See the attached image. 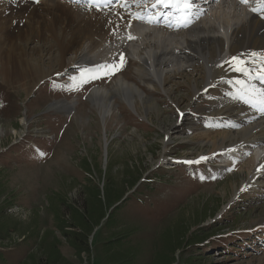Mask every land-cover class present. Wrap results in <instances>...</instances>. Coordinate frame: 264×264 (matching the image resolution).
<instances>
[{
	"label": "rangeland",
	"instance_id": "rangeland-1",
	"mask_svg": "<svg viewBox=\"0 0 264 264\" xmlns=\"http://www.w3.org/2000/svg\"><path fill=\"white\" fill-rule=\"evenodd\" d=\"M132 45L108 63L123 54L122 70L87 83L76 52L62 72L42 52L34 85L0 73V264H47L53 252L58 264H264V167L252 169L264 146L214 148L232 131L209 117L220 95L192 101V71L167 95L138 60L144 44ZM121 81L136 90L131 105ZM98 90L109 93L105 119ZM76 209L105 217L83 248L55 229Z\"/></svg>",
	"mask_w": 264,
	"mask_h": 264
},
{
	"label": "bare ground",
	"instance_id": "bare-ground-1",
	"mask_svg": "<svg viewBox=\"0 0 264 264\" xmlns=\"http://www.w3.org/2000/svg\"><path fill=\"white\" fill-rule=\"evenodd\" d=\"M204 1L207 0H197L198 6H206ZM210 1L209 9L199 19L194 18L184 34H178L180 32L170 33L159 23L132 20L130 12L145 9L136 5L129 4L128 11L120 7L98 11L95 7L86 8L85 0H39V3L35 0H0V73L5 78L23 82L25 87L29 82L34 85L38 78L46 77V69L39 66L42 52L47 55L56 52L57 56L50 59L51 69L54 63L61 72L74 69L75 65L67 66L63 58L76 52L82 58L81 65L77 67L87 65L95 70L98 65L108 64L124 45L136 44L142 48L140 45L144 44L142 50L147 49L148 53L145 52L144 57H138V60L167 95L170 96L172 90L165 87L174 79L182 78L187 71H192L194 79L190 80L193 82L192 101L210 91L220 95L216 99L214 113L209 117L219 120L223 116L232 131L218 144L215 143L214 148L233 153L243 145L264 146V114L233 99L237 92L234 81L244 77L224 63L238 53L264 52V19L250 12L249 6L241 5L239 0ZM129 2L133 4L132 0ZM129 34L135 39L129 40ZM36 40L39 47L28 50V45ZM86 43L89 44L88 51L83 49ZM164 69L170 72L165 73ZM253 83L264 87L259 81ZM119 86L125 91V101L133 104L136 90L123 81ZM108 94L100 90L94 94V103L102 109L104 119L112 109L106 102ZM176 104L179 108V102ZM231 157L232 154L223 155L226 160ZM255 158L258 160L252 163V169L255 175H259L258 169L264 165V152H257Z\"/></svg>",
	"mask_w": 264,
	"mask_h": 264
},
{
	"label": "snow or ice",
	"instance_id": "snow-or-ice-1",
	"mask_svg": "<svg viewBox=\"0 0 264 264\" xmlns=\"http://www.w3.org/2000/svg\"><path fill=\"white\" fill-rule=\"evenodd\" d=\"M35 2L39 3V0H35ZM213 2H218V0H213ZM132 3L138 8L148 6V0H132ZM239 3L244 6H249L250 12L264 19V0H255L254 4L252 0H239ZM109 5L112 7L116 6L113 0H85V7L89 10L95 7L99 11L101 8L108 7ZM119 6L124 8L125 11H128L129 0H122ZM150 7L157 11H148L147 13L143 10L130 12L131 19L142 23L158 24L160 23L161 16H163L165 19L169 20V23L165 26L179 29L182 27H189L194 18L199 19L202 15L197 0H151ZM164 9L169 11H162ZM130 26L129 24V27ZM128 39L132 40L135 39V37L129 34ZM126 62L125 56L120 54L118 61H114L110 64L98 65L95 70L84 69L81 72V83H87L90 80L104 77L110 78L116 72L122 70ZM224 63L228 64L232 71L240 73L244 77V79H237L234 81L237 92L233 96V99L264 114V87H257V85L253 83V81H259L260 85H264V52L251 51L247 53H238L233 55L230 60H225ZM220 66L223 67V65ZM73 80H75V78H73ZM180 115L182 116L183 113ZM200 159L205 160L207 158L201 157ZM195 162L198 163L199 161ZM187 163H193V161H188ZM261 167H264V165Z\"/></svg>",
	"mask_w": 264,
	"mask_h": 264
},
{
	"label": "crops",
	"instance_id": "crops-1",
	"mask_svg": "<svg viewBox=\"0 0 264 264\" xmlns=\"http://www.w3.org/2000/svg\"><path fill=\"white\" fill-rule=\"evenodd\" d=\"M68 220H65V217H61L63 223L60 227L55 228L56 231L60 234H62L63 237L69 239L72 237V234H74L73 237H76V243H73V247H78L77 244L84 243L83 237L84 233H86L87 237L86 240L88 242V239L91 237V235L94 233L95 229H97L105 219V217H67ZM93 222H96L97 224H94ZM92 223V224H91ZM89 225L90 228L86 230V226ZM55 231V232H56ZM77 234V235H76ZM70 240V239H69Z\"/></svg>",
	"mask_w": 264,
	"mask_h": 264
},
{
	"label": "trees",
	"instance_id": "trees-1",
	"mask_svg": "<svg viewBox=\"0 0 264 264\" xmlns=\"http://www.w3.org/2000/svg\"><path fill=\"white\" fill-rule=\"evenodd\" d=\"M71 209H75V208H71ZM77 210V214H79V216L78 217H88V214H87V212H86V216L85 215H82V211H80L79 209H76ZM94 224H97L96 222H93ZM87 233V232H86ZM86 233H84V236L83 237H85V238H83V241H84V243H83V245L82 246H78L77 248H83V247H86L87 246V240H86ZM72 238H76V237H71V240H72ZM77 240V239H76ZM79 251H81V250H79ZM53 254H55V255H57L56 253H54L53 252ZM55 255H53V256H51V257H48V259H46V260H43V261H46L47 262V264H58L59 262V256H58V258L55 256ZM172 262H170L169 264H171Z\"/></svg>",
	"mask_w": 264,
	"mask_h": 264
}]
</instances>
